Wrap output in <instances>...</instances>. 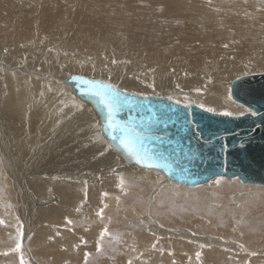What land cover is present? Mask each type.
I'll return each mask as SVG.
<instances>
[{"label":"bare ground","instance_id":"1","mask_svg":"<svg viewBox=\"0 0 264 264\" xmlns=\"http://www.w3.org/2000/svg\"><path fill=\"white\" fill-rule=\"evenodd\" d=\"M39 1L23 0L19 6L0 0V173L4 184L0 192L6 193L16 208L22 204L24 215L33 221L29 229L39 227V241L44 244L48 237L55 245L60 240L75 243L73 236H66L67 231L62 230L58 237L49 226L44 227L45 222L62 225L66 219L75 222L73 229L86 240L101 230L111 239L114 232L107 229L110 216L122 217L129 199L132 207L127 213L137 215L142 203L135 194H145V185L149 203L174 206L166 189L155 202L156 193L172 181L165 178L161 183L160 171L128 162L103 135L100 114L91 102L73 92L67 80L78 75L99 78L124 92L243 116L252 111L231 99V87L239 78L264 74V0H158L161 12L153 8L144 12L142 7H134L137 1L121 3L126 9L116 7L113 12L116 0ZM57 46L72 52L51 48ZM127 55L136 64L118 62ZM117 172L119 177L111 179ZM106 178L110 180L103 181ZM227 180L219 177L206 184L208 187L200 186L234 192L237 179L229 185ZM122 182L125 186L121 189ZM84 201L89 207H82ZM199 209L210 214V219L236 224L223 214ZM236 210L229 211L231 216ZM97 211L103 214L99 219ZM86 218L93 225L84 229L80 223ZM240 220L244 231L259 233L255 220ZM138 235L122 233L121 243L116 244L121 250L120 261L142 264L172 259L168 253H148L136 260L138 249L144 251L149 241ZM179 235L186 237L182 232ZM255 243L259 242L252 237L250 244L255 247ZM187 248H172L179 250L176 257L183 263L182 252ZM206 257L213 260L216 256Z\"/></svg>","mask_w":264,"mask_h":264},{"label":"rangeland","instance_id":"2","mask_svg":"<svg viewBox=\"0 0 264 264\" xmlns=\"http://www.w3.org/2000/svg\"><path fill=\"white\" fill-rule=\"evenodd\" d=\"M4 1L7 3L16 2L18 3L19 6H21V2L23 0H4ZM27 1L33 3H40L39 0H27ZM49 1L54 2L57 0H47V3H49ZM61 1L63 3L66 2L65 0H61ZM105 1L109 3V1L111 0L109 1L105 0ZM116 1H118V4L111 8L112 12L116 11L115 10L116 7L120 10L126 9V6H124V4L121 3L128 4L130 2L134 3L135 1H137V4L134 3L135 5L134 7L136 6L142 7L144 12H147V9L149 8H153L156 12L162 11L161 5L159 4L158 0H116ZM121 5L122 8L120 7ZM92 9L95 10V7L92 6ZM51 48H60L61 50H65L67 53L72 52V49L66 50V48L65 47L62 48V46L51 47ZM115 57L120 58L117 55H115ZM124 60L126 62L129 61V63H132L131 60L129 59V55H127L125 59L122 58L121 61L119 60L118 62L123 63ZM132 64H136V63H132ZM137 69L138 68L134 70ZM153 75L154 74H151V77ZM95 80H101V79L98 78ZM229 92H230V88H229ZM154 171L158 174H161L159 171L156 170ZM161 176L164 178L161 183H165L166 177L163 176L162 174ZM113 177L114 179L116 177H119L118 172L117 174H114L111 177V179H113ZM109 178H106L103 181H109L110 180ZM2 180L3 177L0 173V187H4ZM9 181L11 182L12 180L9 179ZM67 181L73 182V180H67ZM78 181L84 183L82 178H79ZM85 182L88 183V181ZM226 182H227L226 184L229 185L228 183L230 182V180H227ZM239 183L240 182L236 180L235 191L230 193H225V192L223 193V191L221 190L214 191L213 188H204V187H208L206 185L204 187L197 186L194 188H186L175 182L165 183L166 185H164L161 188V191L156 193L155 202H157L158 196L162 192V190L166 189L169 191L167 197L172 202V205H174L172 207L171 206L169 207L170 205L169 203L168 206L166 205L167 207L165 206L163 207L160 204L155 205L152 203V201H150L149 203L146 200V196L148 195L149 192V187L148 185H145L146 187L144 192L145 194H135L138 197V200H140V202L142 203V206H144L142 207L141 205H139L142 209H140L139 211H135L138 212L137 215L135 213L134 214L127 213L129 208L132 207L131 206L132 200L129 199V202L127 201L128 203L125 206L126 211L121 214L122 217L117 218L115 215L110 216L111 220L109 221L107 229H110L114 232L113 236H111L112 237L111 239H109L108 236L105 237L104 236L105 234H103L101 230L99 235L96 234L95 237L92 238L90 241L88 239L86 240L85 238H83L84 234L81 235V233H76V230L73 229L75 222L72 219L69 220L66 219L65 221H63L62 225L48 224L45 222L44 227L49 226L54 232V235L58 237H60L62 230L64 232L66 231L68 232L66 236H73L75 239V243H71V245L64 242V240L58 241V243H56L57 245H55L53 244L55 242L51 241V239H48L49 237L46 239L44 238V241H46L45 244L39 241V238H41L40 235L42 233L41 232L38 233L39 227L37 226L34 229L37 228L38 230L36 229L31 231L29 229L30 223L33 221L32 218L30 221V218L27 217L26 214L24 215L21 209L22 204H20L19 209L16 208V205L12 203V201L7 196H5L6 193L2 194L0 192V264H21V258H23L24 264H122L123 262H125L123 264H129L127 261L124 260L120 261L121 258L119 257L121 255L118 254L119 251H121L118 245L122 241V238L120 236L122 235L123 232L134 235L135 237H137V235L139 234L138 235L139 237L142 238L146 237V239L149 240L147 242L148 246L145 248L144 251H139L138 249L139 255H136L138 257L136 260H138L139 258H143L148 253L149 254L168 253L169 256L172 258L167 262L161 261L158 263L156 262L150 263L149 261L147 262L143 261L141 262L142 264H146V263L188 264V261L189 264H194V263L217 264V262H219L218 264H226V263L234 264L235 262H236L235 264H255V263L263 264L264 263V205H263L264 187L257 186L258 188H256V186H252L253 187L252 189L249 186H241L239 185ZM169 185H174L176 186V188H171V186L169 187ZM124 186H125L124 182H122V186H120L121 189ZM198 189L200 190L198 194L192 195L190 193L191 191H197ZM128 191L129 189L126 188L125 192L127 193ZM172 192L178 193L177 197ZM128 195H132V194L129 192ZM51 200H53L54 202L57 201L53 197L51 198ZM244 200H245V204H243ZM145 201L147 204L145 203ZM82 207L83 208L89 207L88 201H84L82 203ZM199 207H204L206 208L207 211L210 212L223 214L224 217H229L231 221H236V224L230 225L229 223H221L214 218L210 219L209 217L210 214H203L201 212L202 208L199 209ZM239 207H241L242 209L241 210L237 209ZM233 210H236V212L234 211V213H232V215L233 214L234 215L231 216V213H229V211H233ZM242 210L243 212L244 211L245 212L243 213ZM246 212L249 213L247 214ZM101 215H100V211L99 212L97 211L95 216L97 219H99V216ZM235 215L237 217V220L234 219L236 218ZM240 217L241 219L245 217L247 218L250 217L252 221L255 220V222L259 226L258 228L259 233L244 231L240 226V222H238L241 221ZM146 219H148L152 223L151 226H149L150 224L147 223ZM82 220L83 221H81L82 224L80 223V226L84 229H87L88 226L93 225V222L88 218ZM156 220L159 221L160 225L154 223ZM160 228L161 231L158 232L157 229ZM162 231H165L166 233ZM172 232L174 233L172 234ZM181 232L185 233L186 237H181L179 235V233ZM252 237L256 238L259 242V243H255V247L254 245L250 244V240L252 239ZM54 238L56 239L57 237L53 236V239ZM93 242L95 244H93ZM18 244L21 245L19 251H17ZM169 244L170 246L172 245L173 247L178 245L186 248L188 247L186 252L185 251L182 252L183 255L185 254L184 263L181 260L177 259L176 257L177 256L176 252L179 250L173 251L172 250L173 247H170L171 249H169L168 247L166 248V246ZM190 250L192 251L190 252ZM213 252H215V254ZM197 253H199V257H197ZM207 254L208 256H213V258L215 256L216 257L213 260H210V258L208 259L206 257ZM132 261L133 260H129L131 264ZM135 264L138 263L136 262Z\"/></svg>","mask_w":264,"mask_h":264},{"label":"water","instance_id":"3","mask_svg":"<svg viewBox=\"0 0 264 264\" xmlns=\"http://www.w3.org/2000/svg\"><path fill=\"white\" fill-rule=\"evenodd\" d=\"M85 81L108 82L80 75L67 80L73 92L91 102L100 114L103 135L128 162L160 171L168 181L187 188L206 185L219 177L264 186V74L232 83L233 101L252 111L243 116H225L170 98L124 92L115 86L125 100L118 119L135 128L139 134L136 147L148 151L152 157L149 162L161 165L152 168L137 164L119 141L112 139L97 99L84 94L90 87ZM113 135L121 133L115 131Z\"/></svg>","mask_w":264,"mask_h":264},{"label":"snow or ice","instance_id":"4","mask_svg":"<svg viewBox=\"0 0 264 264\" xmlns=\"http://www.w3.org/2000/svg\"><path fill=\"white\" fill-rule=\"evenodd\" d=\"M85 83L90 85V87L84 94L97 99L102 111L105 114L104 118L107 128L110 130L109 135L112 136V139L118 140L119 145L125 149L129 157L135 159L137 164L148 168L161 167L159 164L149 162L152 157L146 149L143 150V152L137 149L136 144L139 139V134L136 133L135 128L129 124L122 123L118 119V114L125 105V100L121 98V92L110 83L106 84L100 81H85ZM206 111L212 112L214 110L212 108H208ZM242 114L243 113H241V115ZM222 115L231 116L233 113L223 112ZM115 131H119L121 135H113V132ZM133 134H135L136 138H133ZM109 146L111 147V145ZM163 167H167V165H163ZM217 183H219V179L217 180ZM20 247L21 245L18 244L17 251L20 250ZM197 257H199V253H197ZM21 264H24L23 258H21ZM129 264H131V262H129Z\"/></svg>","mask_w":264,"mask_h":264}]
</instances>
